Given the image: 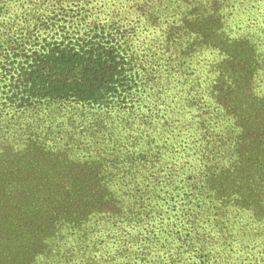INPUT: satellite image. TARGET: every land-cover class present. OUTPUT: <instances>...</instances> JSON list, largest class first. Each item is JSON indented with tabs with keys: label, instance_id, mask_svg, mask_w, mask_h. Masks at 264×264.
I'll return each mask as SVG.
<instances>
[{
	"label": "trees",
	"instance_id": "16d2710c",
	"mask_svg": "<svg viewBox=\"0 0 264 264\" xmlns=\"http://www.w3.org/2000/svg\"><path fill=\"white\" fill-rule=\"evenodd\" d=\"M0 145L2 186L44 175L56 197L40 257L0 241V264H140L182 239L174 262L238 264L211 250L237 242L222 207L264 225V0H0Z\"/></svg>",
	"mask_w": 264,
	"mask_h": 264
},
{
	"label": "rangeland",
	"instance_id": "374dc122",
	"mask_svg": "<svg viewBox=\"0 0 264 264\" xmlns=\"http://www.w3.org/2000/svg\"><path fill=\"white\" fill-rule=\"evenodd\" d=\"M62 149L63 148L56 149L55 155L49 157V155H47L44 150L35 148L34 146H30L27 154L30 156V159L33 161V165L36 168H40L41 170L55 169L56 171L61 169L62 165L65 164L66 152L63 155H60V151H62ZM0 152H2L3 154H7V150L4 149L1 145ZM70 158L73 159V165L75 167L83 165L85 159L81 158L87 159V157H73L71 155ZM51 175L55 176V181H61L56 172L55 174L54 172H51ZM45 178L46 177H44V175H39L37 179L28 180V182H30V187H33L35 191L40 190L39 194H33L32 196H30V198H27V195L25 197L20 195L19 197L17 195V190L15 189L16 185L2 186L0 184V241L2 243H6L7 246L5 247L7 248H16L14 252L18 255L25 249L28 257H34V255H37V257L39 258V254L42 253L43 248L47 243V237L42 226V219H37L36 212L34 211V207L39 203L47 201H49L48 203H50L56 200V197L53 195L51 190L44 189L46 186H48L47 184L42 185V187H40L39 189L42 179ZM65 183L71 184L70 181H65ZM136 183L139 186L130 185L129 187H131V189L126 190V192L136 196L140 195L141 190H146L144 189V186L147 185V181L141 179ZM64 185L62 187H64ZM25 189L26 191H28L27 186H25ZM143 197L149 199V196L143 195L141 197V200L143 199ZM25 199L26 201H24ZM132 200H134V198H132ZM19 207L25 208V211L20 210ZM246 208L247 206L241 207L242 216L236 218L233 214H226L227 212L224 209L227 208L222 207L223 211L219 212L224 213V216H221L218 219L225 220L229 215L230 222H225V225H223V227H230V229H228L235 233L237 242H235L234 245H230L229 247L223 244V242L216 243L213 250L211 251L223 255L228 254L230 251L232 256L229 254V259L235 261V263L238 264H249L250 262V264H263L264 225L261 224L260 221L250 224L251 219H249L250 217L247 214L249 212ZM159 218L157 217V215L154 217V223L156 226L157 221H160ZM123 225L127 226V228L129 227L127 223H124ZM142 229V227H135L134 232L139 234L143 231ZM203 230L211 231V226L205 227ZM129 231L132 232V229H129ZM187 231H190L192 233V229ZM221 231L231 233L225 228L220 230V232ZM212 232L214 231H211V233ZM214 234L217 236L220 233L214 232ZM170 239H173V241H175L174 237H170ZM183 243H185L183 239L176 241L175 244L167 250V253H165L164 250L161 249L160 245L157 246V243H153L150 249L141 247L139 254L145 258L140 264H181L174 262L170 255L181 254L185 249V244ZM132 246H135L133 249H137L136 245L132 244ZM17 249L19 251H17ZM210 249L211 248H208V251ZM192 253L194 254V252Z\"/></svg>",
	"mask_w": 264,
	"mask_h": 264
}]
</instances>
